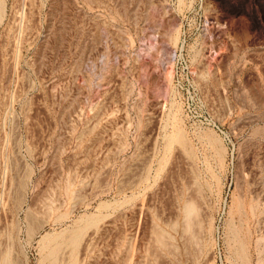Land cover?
<instances>
[{"label":"rangeland","instance_id":"374dc122","mask_svg":"<svg viewBox=\"0 0 264 264\" xmlns=\"http://www.w3.org/2000/svg\"><path fill=\"white\" fill-rule=\"evenodd\" d=\"M56 243L264 264V0H0V264Z\"/></svg>","mask_w":264,"mask_h":264},{"label":"bare ground","instance_id":"6f19581e","mask_svg":"<svg viewBox=\"0 0 264 264\" xmlns=\"http://www.w3.org/2000/svg\"><path fill=\"white\" fill-rule=\"evenodd\" d=\"M178 135H179V134L175 135V136H177L176 139H177V140H182V137H181V136H178ZM183 138H184V136H183ZM172 139H173V138H172ZM174 139H175V138H174ZM172 141H173V140H172ZM183 142H184V141H183ZM183 142H182V143H183ZM185 142H186V141H185ZM185 142H184V144H186ZM182 143H181V144H182ZM185 208H186V209H185V211H186V216L188 215L189 217L192 216V215H194V214L196 213V211H197V209L195 208L194 205H188V206L185 207ZM188 216H187V217H188ZM189 219H190V218H189ZM85 223H86V222H85ZM87 223H88V222H87ZM188 227H189V226H188ZM63 235H64V234H63ZM63 235H61V239H62V240H65V241H62L63 243L60 242V243L63 245V248L65 247L64 244H66V245L71 244L72 246H74V245H78V243H79V241H80V239H81V237H82V233H81V232H74L73 234H70V235H71V236L69 235L70 238L66 236L67 234H66L65 236H63ZM47 239H48V237H45L43 240H47ZM67 239H69V240H67ZM59 240H60V239H59ZM66 240H67V241H66ZM57 245H58V244L56 243V246H57ZM62 245H61V246H60V245L57 246L56 249H55L56 246L54 245V246H55V247H54V246L52 245L53 248H54V250L52 249L53 252H51L52 250L49 251L50 254H51V255L49 254V255H50V258L56 260L57 256L59 257V255H60L59 251H61V247H62ZM69 246H70V245H69ZM242 246H244V245H242ZM66 247H67V246H66ZM49 248H50V247H49ZM51 248H52V247H51ZM51 248H50V249H51ZM63 248H62V249H63ZM240 249H241V248H240ZM241 250H242L243 253H244V249H241ZM6 255H7V256H6ZM6 255H5V258H3V259H4V260H3V264H10L11 262H10V260H9V255H8V254H6ZM245 255H246V254H245ZM245 255L243 254L244 257H245ZM48 257H49V256H48ZM240 257H241V256H240ZM72 258H74V255H73V257H71V260H72ZM48 259H49V258H48ZM75 259H77V258H75ZM75 259H74V260H75ZM244 259H245V258H244ZM50 260H51V259H50ZM50 260H49V261H50ZM54 260H53V261H54ZM245 260H246V259H245ZM53 261H52V262H53ZM57 261H58V258H57L56 261H54V263L57 264ZM70 262H71V261H70ZM74 262H75V261L72 260V264H75ZM77 262H78V260H76V263H77ZM50 264H51V262H50ZM52 264H53V263H52ZM77 264H78V263H77Z\"/></svg>","mask_w":264,"mask_h":264}]
</instances>
